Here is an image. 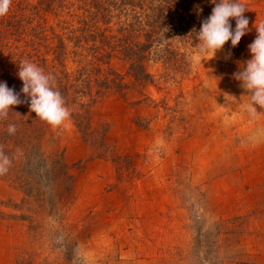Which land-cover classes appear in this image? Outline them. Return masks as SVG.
Returning <instances> with one entry per match:
<instances>
[{
  "label": "rangeland",
  "instance_id": "obj_1",
  "mask_svg": "<svg viewBox=\"0 0 264 264\" xmlns=\"http://www.w3.org/2000/svg\"><path fill=\"white\" fill-rule=\"evenodd\" d=\"M111 2L12 0L0 17V82L20 95L28 60L72 84L66 127L26 97L8 114L22 133L0 120V264H264V109L233 77L264 0H242L250 31L212 59L200 21L166 19L145 49L138 5Z\"/></svg>",
  "mask_w": 264,
  "mask_h": 264
},
{
  "label": "clouds",
  "instance_id": "obj_2",
  "mask_svg": "<svg viewBox=\"0 0 264 264\" xmlns=\"http://www.w3.org/2000/svg\"><path fill=\"white\" fill-rule=\"evenodd\" d=\"M12 0H0V17L8 14ZM211 14L201 22L196 38L201 54L212 58L230 41L235 48L249 29V20L244 15L248 11L242 0H214ZM235 21L232 28L230 21ZM255 39L248 45L251 58L246 60L240 69L233 74L235 80L249 94L246 106L251 116H256L259 109H264V21L255 25ZM17 76L22 82L20 92L27 98L30 112L35 113L52 128L66 127L71 113L61 93L55 88V78L46 74L35 63L24 60L18 64ZM19 94L9 88L6 82H0V120L8 117L13 107L21 104ZM9 134H14L16 126L9 124ZM12 160L0 148V176L5 175Z\"/></svg>",
  "mask_w": 264,
  "mask_h": 264
},
{
  "label": "trees",
  "instance_id": "obj_3",
  "mask_svg": "<svg viewBox=\"0 0 264 264\" xmlns=\"http://www.w3.org/2000/svg\"><path fill=\"white\" fill-rule=\"evenodd\" d=\"M134 1L137 2V4H133L132 2ZM212 2H214V0H113V2L111 3L112 6H115L116 8L123 6L125 7L131 6L133 8L135 5H138V9L140 11V15L142 19V22L138 24L139 30L146 31V45H140V46L146 49L148 44L153 42L152 40L158 39V31L159 30L161 31L162 29L164 30L166 23L168 22L166 19H169L170 21H174L175 20L174 17H176V15H178V17L180 16L179 18L186 16L188 17L189 20L187 21L189 23V26L191 25L192 22L196 20L202 22L211 14L212 8L214 7V4ZM181 13L182 15H179ZM93 20L94 18L93 19L88 18L86 21L83 22V24H85V31L81 35L85 42L89 41V37L92 36L93 32H96L98 30L97 22L96 21L92 22ZM181 20L185 21V19L183 18H181ZM187 22L184 23L186 24ZM74 32L75 30L71 31L70 33H74ZM59 45H63L62 41L59 43ZM59 55L56 56V61H60ZM96 55L94 54L95 57ZM85 61L86 60H84V62ZM84 62H82L81 65ZM61 63H63V61ZM60 67L64 68V65ZM87 67H89V65L85 62L80 69L81 70L80 76L82 77L86 76L85 71ZM62 71H63L61 72L62 78L64 77L69 78L70 74L64 70ZM144 77L147 78L148 77L147 74H145ZM84 78H86L85 81H88L87 80L88 76ZM8 82L10 81L6 82L7 86L9 85ZM71 85L72 84H66L64 82L59 83L58 90L62 96L66 94V92L71 87ZM19 96L21 101H24V99L26 100L24 94L20 93ZM22 103L19 104L20 107H22ZM6 121H7L6 125H9L11 123L22 127V123L19 122L13 123L10 120V117H7ZM20 133L22 132L16 129L14 134L18 135Z\"/></svg>",
  "mask_w": 264,
  "mask_h": 264
}]
</instances>
